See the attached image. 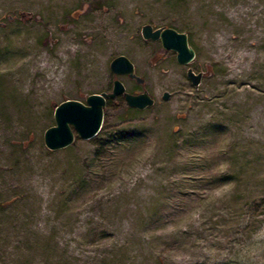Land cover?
Instances as JSON below:
<instances>
[{
    "label": "rangeland",
    "instance_id": "rangeland-1",
    "mask_svg": "<svg viewBox=\"0 0 264 264\" xmlns=\"http://www.w3.org/2000/svg\"><path fill=\"white\" fill-rule=\"evenodd\" d=\"M0 22V264H264V0H0ZM114 79L154 105L107 100L96 136L49 150L54 105Z\"/></svg>",
    "mask_w": 264,
    "mask_h": 264
},
{
    "label": "water",
    "instance_id": "water-1",
    "mask_svg": "<svg viewBox=\"0 0 264 264\" xmlns=\"http://www.w3.org/2000/svg\"><path fill=\"white\" fill-rule=\"evenodd\" d=\"M141 35L145 40L159 41L163 49L173 51L176 61L181 65L187 66L195 59L194 49L188 43V35L177 31L175 28L165 25L154 27L152 24H144L141 27ZM109 68L116 75H127L139 84L144 82L135 73L132 61L124 55L113 58ZM186 77L194 87H198L202 80V72L195 73L192 67L188 66ZM112 82L113 86L109 92L88 94L85 103L79 100L66 99L54 105L53 118L55 123L45 129L43 136V141L49 150L56 151L67 148L75 141V136L81 140H89L96 136L102 128L107 100L122 95L130 108H136L140 111L154 105V100L145 90L142 93H130L126 91L121 81L114 79ZM169 97L170 93L166 91L162 99L166 101Z\"/></svg>",
    "mask_w": 264,
    "mask_h": 264
},
{
    "label": "trees",
    "instance_id": "trees-1",
    "mask_svg": "<svg viewBox=\"0 0 264 264\" xmlns=\"http://www.w3.org/2000/svg\"><path fill=\"white\" fill-rule=\"evenodd\" d=\"M110 102V101H109Z\"/></svg>",
    "mask_w": 264,
    "mask_h": 264
}]
</instances>
